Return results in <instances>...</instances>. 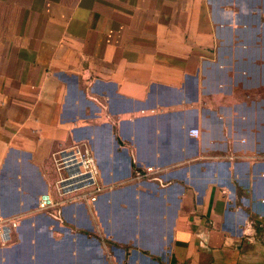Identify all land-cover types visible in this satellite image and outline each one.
<instances>
[{
    "label": "crops",
    "instance_id": "1",
    "mask_svg": "<svg viewBox=\"0 0 264 264\" xmlns=\"http://www.w3.org/2000/svg\"><path fill=\"white\" fill-rule=\"evenodd\" d=\"M0 217V264H264V0H0Z\"/></svg>",
    "mask_w": 264,
    "mask_h": 264
},
{
    "label": "built area",
    "instance_id": "2",
    "mask_svg": "<svg viewBox=\"0 0 264 264\" xmlns=\"http://www.w3.org/2000/svg\"><path fill=\"white\" fill-rule=\"evenodd\" d=\"M55 172L50 189L42 195L39 208L58 212L68 203L94 204L103 191L98 160L86 142L60 145L52 155ZM21 219L0 217V239L5 242L9 232L20 225Z\"/></svg>",
    "mask_w": 264,
    "mask_h": 264
}]
</instances>
